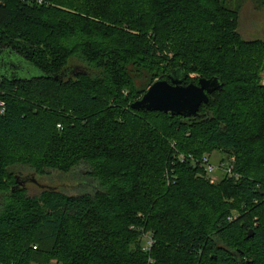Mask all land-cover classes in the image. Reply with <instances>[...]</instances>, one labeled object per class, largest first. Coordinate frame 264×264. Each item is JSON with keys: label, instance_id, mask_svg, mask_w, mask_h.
Returning a JSON list of instances; mask_svg holds the SVG:
<instances>
[{"label": "trees", "instance_id": "16d2710c", "mask_svg": "<svg viewBox=\"0 0 264 264\" xmlns=\"http://www.w3.org/2000/svg\"><path fill=\"white\" fill-rule=\"evenodd\" d=\"M238 28L224 0H0V264H264V40ZM173 72L223 86L188 119L131 108ZM19 166L95 190L31 196Z\"/></svg>", "mask_w": 264, "mask_h": 264}, {"label": "rangeland", "instance_id": "374dc122", "mask_svg": "<svg viewBox=\"0 0 264 264\" xmlns=\"http://www.w3.org/2000/svg\"><path fill=\"white\" fill-rule=\"evenodd\" d=\"M229 8L236 9L239 12V32L245 40H264V0H224ZM13 66L4 67L3 72L9 77H21L28 78L34 76H40L41 72L27 63V68L22 69L21 66L26 64L23 59L18 56H14L8 60ZM26 67V66H25ZM191 78L201 77L198 73H191ZM159 79H156L158 81ZM264 83V72H263ZM211 160L215 164H220L223 159L221 152H214L208 154ZM17 173H21L23 177L28 178L25 186L29 195H40L45 188H54L67 195H80L85 193H91L95 190L94 181L88 176L85 166H80L78 169L72 172L65 173L58 170H50L45 175H38L28 167H17ZM222 173L218 172L215 180L212 183H217L221 179ZM35 179L37 183L33 182ZM236 214V213H235ZM150 233L146 232L143 237L145 243L149 240ZM148 236V237H147ZM154 242V241H153ZM52 264H56L53 261Z\"/></svg>", "mask_w": 264, "mask_h": 264}, {"label": "water", "instance_id": "95a60500", "mask_svg": "<svg viewBox=\"0 0 264 264\" xmlns=\"http://www.w3.org/2000/svg\"><path fill=\"white\" fill-rule=\"evenodd\" d=\"M62 76L55 77L58 80ZM187 76L177 72L169 75V80L154 82L144 95L135 101L131 108L134 110L163 112L181 116L185 119L196 117L201 105L209 102V95L220 90L223 86L219 77L200 78L198 83H186ZM29 181L23 178L19 184L25 185ZM33 182L37 183L35 179ZM254 230H249L251 237Z\"/></svg>", "mask_w": 264, "mask_h": 264}, {"label": "built area", "instance_id": "2783aa9c", "mask_svg": "<svg viewBox=\"0 0 264 264\" xmlns=\"http://www.w3.org/2000/svg\"><path fill=\"white\" fill-rule=\"evenodd\" d=\"M39 2H42V0H39ZM4 111L5 105L0 101V113H3ZM233 162L234 158H231L228 162L215 164L213 163L209 155H205L200 161H197L196 163L205 169L207 175L211 178L212 181H216L215 178L218 172L224 173L230 177L234 176L235 178H239V175H236L233 171ZM147 243L148 248H151L153 244V239L151 236H149V240L147 241Z\"/></svg>", "mask_w": 264, "mask_h": 264}]
</instances>
